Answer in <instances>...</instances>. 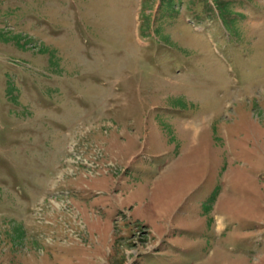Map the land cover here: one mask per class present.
I'll list each match as a JSON object with an SVG mask.
<instances>
[{
  "label": "rangeland",
  "instance_id": "374dc122",
  "mask_svg": "<svg viewBox=\"0 0 264 264\" xmlns=\"http://www.w3.org/2000/svg\"><path fill=\"white\" fill-rule=\"evenodd\" d=\"M0 264H264V0H0Z\"/></svg>",
  "mask_w": 264,
  "mask_h": 264
}]
</instances>
